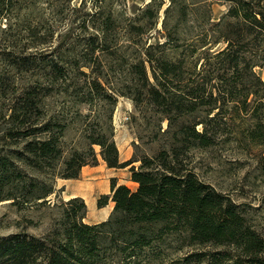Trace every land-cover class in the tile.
<instances>
[{"label":"rangeland","instance_id":"1","mask_svg":"<svg viewBox=\"0 0 264 264\" xmlns=\"http://www.w3.org/2000/svg\"><path fill=\"white\" fill-rule=\"evenodd\" d=\"M150 1H99L103 11L114 17L113 27L103 39L88 22L92 0H0V243L18 233L45 239L49 236L53 237L49 243L60 242L56 232L62 227V205L71 199L65 197L66 187L59 184L60 177H55L60 168L47 165L38 171L24 166L18 158L23 140L17 136V110L25 105L28 95L40 101V108L34 109L29 120L32 124L26 125L41 126L52 114L58 115L59 123L67 125V149L82 140L86 128L89 132L97 130L98 123L108 117L110 105L102 100L104 93H94L91 103L80 100L85 93L83 86L95 78L105 81L109 93L114 90L118 95L113 119L116 142L119 139L132 145L137 158L155 155L173 144L172 133H163L168 121L162 122L160 132L154 107L137 103L138 93L146 92L137 65L153 44L150 51L155 58L179 57L183 49L190 58L186 73H194L200 67L196 60L199 52L192 53L195 39L218 29L211 25L208 11H202L197 19L190 9L195 0H186L190 6L186 13L169 11L171 0H154L162 4L159 18L144 11ZM201 1L214 3L212 21H219L230 7L224 0ZM142 24L144 30L136 26ZM177 24L179 30L170 38L169 30ZM191 24L197 28L190 29ZM237 24L228 17L223 28L225 35L238 39L244 60L239 76L229 80L238 81L234 95L228 92V98L237 101L230 100L222 109L223 115L210 123L214 143L196 148L182 145L180 157L186 169L229 196L246 216V223L264 236V82L258 81V77L264 81V35L259 28L253 30L250 23ZM103 40L104 46L100 44ZM179 43L181 50L177 49ZM225 45L223 42L214 50ZM75 86L80 89L77 96L71 95ZM67 88L69 92H65ZM250 90L254 94L245 103ZM95 148L98 152L101 149L99 145ZM134 164L138 167L141 162ZM19 170L28 178L38 177L54 185L55 193L47 203L42 204L41 199L17 204V197L27 196L17 178ZM188 241L169 234L156 238L152 246L140 252V259L119 256L110 248L102 251L97 264H250V256L242 247ZM0 264H9L7 257H1Z\"/></svg>","mask_w":264,"mask_h":264},{"label":"trees","instance_id":"2","mask_svg":"<svg viewBox=\"0 0 264 264\" xmlns=\"http://www.w3.org/2000/svg\"><path fill=\"white\" fill-rule=\"evenodd\" d=\"M99 1L92 0L88 22L99 37L107 39L114 17L103 11ZM224 1L229 2L230 7L219 21H212L214 3L201 0L192 3L190 9L197 19L201 18L202 11H208L211 25L218 29L195 39L192 53L199 52L196 60L200 67L194 73H186L190 58L181 50L180 43L177 45L180 56L175 58L166 55L155 58L150 51L154 47L151 44L147 57L137 65L146 87V92L138 93V105L144 102L152 105L160 121V132L162 122L168 121V128L163 133H172L174 137L171 147H165L155 155L133 156L128 161H121L113 124L118 95L114 90L109 93L101 79L87 82L80 100L91 103L94 93H104L102 100L110 105L108 117L105 122L98 123L99 129L89 132L86 128L82 140L68 149L65 146L67 125L59 123L58 115L52 114L41 126L26 125L32 124L29 120L34 109L40 108V101L32 95L25 98V105L17 110V136L23 140L18 158L24 166L42 171L49 165L54 170L60 168L55 177L78 178L85 165L99 164L101 155L110 167L131 166L132 179L138 186L118 185L113 180L114 210L108 220L96 224L85 221L86 201L82 197L71 198L62 205L65 206L62 227L56 232L61 236L60 242L49 243L53 238L49 236L45 239L18 233L17 237L0 243V258L7 257L9 264H97L102 251L112 248L119 256L126 254L127 258L140 259L142 250L152 246L156 238H165L169 234L187 238L189 244L242 247L250 256V264H264V236L246 223V216L229 196L201 180L193 170L186 169L180 157L182 145L196 148L214 143L210 123L223 115L222 109L230 100L237 101L232 96L238 81L229 80L239 76L244 60L238 39L230 38L223 31L226 18L233 17L239 26L250 23L253 30L259 28L264 35V0ZM161 6L152 0L144 11L159 18ZM189 7L186 0H171L168 10L180 9L186 13ZM136 26L145 29L143 24ZM189 27L196 29L197 25ZM178 30L177 24L169 30V37ZM238 32L242 39L243 33ZM223 42H226L225 46L214 50ZM105 43L103 40L100 44L104 46ZM258 81L264 82L261 77ZM78 88L75 86L71 95H79ZM69 90L67 88L65 92ZM228 92L233 94L232 99L228 98ZM253 94L254 91H248L243 101L248 103ZM204 106L207 107L201 115ZM57 125L61 129L56 128ZM200 125L202 129L198 128ZM95 145L100 146L99 152ZM138 161L141 164L137 167L134 163ZM24 172L17 171V178L25 186L24 195L27 196L17 197V204L41 199L42 204L47 203V198L55 193L54 185L38 177L28 178ZM26 188H29L28 193ZM108 201L109 195H103L99 206Z\"/></svg>","mask_w":264,"mask_h":264},{"label":"crops","instance_id":"3","mask_svg":"<svg viewBox=\"0 0 264 264\" xmlns=\"http://www.w3.org/2000/svg\"><path fill=\"white\" fill-rule=\"evenodd\" d=\"M117 144L121 161L130 160L134 154L133 146L119 139H117ZM113 179L118 185L125 184L133 188L138 186L137 182L132 179L130 166L110 167L103 158L97 166L85 165L79 178H60L59 184L66 187L63 193L67 199L73 197L85 199L88 205L85 221L89 224H96L108 220L114 210ZM101 195H109V201L104 206H99Z\"/></svg>","mask_w":264,"mask_h":264}]
</instances>
